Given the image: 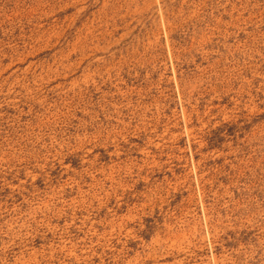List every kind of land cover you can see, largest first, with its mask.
<instances>
[{"label":"rangeland","instance_id":"1","mask_svg":"<svg viewBox=\"0 0 264 264\" xmlns=\"http://www.w3.org/2000/svg\"><path fill=\"white\" fill-rule=\"evenodd\" d=\"M0 264H264V0H0Z\"/></svg>","mask_w":264,"mask_h":264}]
</instances>
